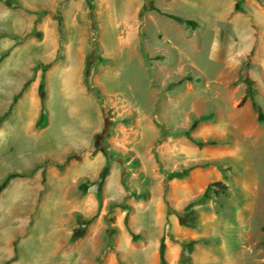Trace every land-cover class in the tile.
<instances>
[{
	"label": "rangeland",
	"instance_id": "obj_1",
	"mask_svg": "<svg viewBox=\"0 0 264 264\" xmlns=\"http://www.w3.org/2000/svg\"><path fill=\"white\" fill-rule=\"evenodd\" d=\"M250 51L264 114V0H0V264H264Z\"/></svg>",
	"mask_w": 264,
	"mask_h": 264
},
{
	"label": "trees",
	"instance_id": "obj_2",
	"mask_svg": "<svg viewBox=\"0 0 264 264\" xmlns=\"http://www.w3.org/2000/svg\"><path fill=\"white\" fill-rule=\"evenodd\" d=\"M5 1H11V0H5ZM237 9V7H236ZM157 11V10H156ZM159 12V11H158ZM162 15L178 22V23H182L185 26H188L190 28L195 27L196 23L192 20H188V19H184L175 15H171V14H167V13H161ZM250 55H251V51L247 54L244 62L241 65V68L239 70V74H240V79L241 81L244 83V94L241 98L240 103H242L244 100H248L251 106V109L255 112L256 114V120L259 123L264 122V114L260 108V106L258 105V103L255 100V88H254V84H253V80L250 78V76L248 75V70L250 67ZM186 80H189V77L185 78ZM182 81V79L177 80L176 82L170 83L168 85L167 89H170L171 86H173L174 84H178ZM40 87V86H39ZM211 119V114H205V115H201L199 117H195L193 116L191 118V122L188 126V128L184 131H182V135H184L187 139H189L191 142H193L195 145L197 146H203V145H211L214 144L215 141L212 140H205V141H201V140H195L190 136V132L196 128V126L203 121H207ZM17 174L11 173L8 174L3 181L0 183V190L4 187V185L7 183V181L10 178L16 177ZM100 178L102 177L101 174L99 176ZM210 187H218L220 190L224 189L223 184H221V182L215 181L210 183L207 188L205 189V191L203 192V195L206 193V191L210 188ZM85 189V187H83ZM195 212L193 210L188 211L184 216H180L179 217V224L183 225V226H192L194 221H195ZM77 222L78 224H82V218L81 216H77ZM263 231H264V226L262 227ZM84 234V228H76L73 230L70 241L73 242L76 239H78L79 237H81ZM191 242L188 243L189 247L191 246ZM261 246L264 248V240L261 242ZM158 256H159V262L160 264H164V244L161 242L158 248ZM8 264V263H6Z\"/></svg>",
	"mask_w": 264,
	"mask_h": 264
}]
</instances>
